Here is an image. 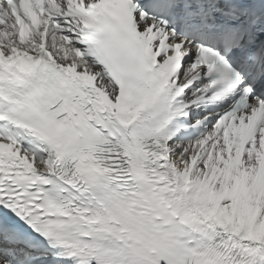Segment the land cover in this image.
Returning <instances> with one entry per match:
<instances>
[{"label": "snow or ice", "instance_id": "6c2138e0", "mask_svg": "<svg viewBox=\"0 0 264 264\" xmlns=\"http://www.w3.org/2000/svg\"><path fill=\"white\" fill-rule=\"evenodd\" d=\"M0 264H264V0H0Z\"/></svg>", "mask_w": 264, "mask_h": 264}]
</instances>
